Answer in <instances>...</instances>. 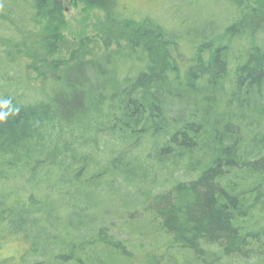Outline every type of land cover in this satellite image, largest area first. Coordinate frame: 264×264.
Instances as JSON below:
<instances>
[{
	"label": "trees",
	"instance_id": "1",
	"mask_svg": "<svg viewBox=\"0 0 264 264\" xmlns=\"http://www.w3.org/2000/svg\"><path fill=\"white\" fill-rule=\"evenodd\" d=\"M81 1L128 41L0 0V264H264V0L208 35Z\"/></svg>",
	"mask_w": 264,
	"mask_h": 264
},
{
	"label": "rangeland",
	"instance_id": "2",
	"mask_svg": "<svg viewBox=\"0 0 264 264\" xmlns=\"http://www.w3.org/2000/svg\"><path fill=\"white\" fill-rule=\"evenodd\" d=\"M180 0H119L126 8L129 15L136 19H154L155 16L163 17L170 30L183 34L192 30L203 31L206 35L211 33L212 21L216 20L223 28L227 25L225 21L230 17L232 11L225 7L223 0H187L181 4ZM261 0H252V3ZM189 3V4H188ZM64 15L66 24L60 28V33L69 40L80 41L81 39L100 38L104 41L110 40L111 47L124 45L128 41L127 32L123 27L113 26L106 20L102 11L89 6L86 2L78 0H65ZM156 17V18H157ZM187 17L190 21L186 24L183 19ZM33 28V26L31 27ZM37 31L41 27H35ZM223 28L221 30H223ZM127 32V33H126ZM124 37V38H122ZM119 39V41H116ZM102 43V41H101ZM43 69L40 73H43ZM39 74L30 73V84L39 89L42 85V78ZM28 82V77H27ZM26 244L23 241L11 243L4 249L3 255L17 256Z\"/></svg>",
	"mask_w": 264,
	"mask_h": 264
},
{
	"label": "clouds",
	"instance_id": "3",
	"mask_svg": "<svg viewBox=\"0 0 264 264\" xmlns=\"http://www.w3.org/2000/svg\"><path fill=\"white\" fill-rule=\"evenodd\" d=\"M7 103V102H6ZM18 109H9L7 112L0 111V122L6 121L9 116L13 115L14 112H17Z\"/></svg>",
	"mask_w": 264,
	"mask_h": 264
}]
</instances>
